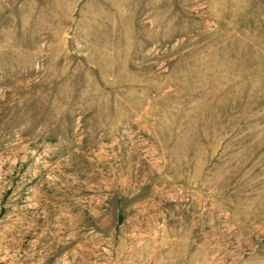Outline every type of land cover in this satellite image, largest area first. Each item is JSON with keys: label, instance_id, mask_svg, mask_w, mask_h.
I'll return each instance as SVG.
<instances>
[{"label": "rangeland", "instance_id": "obj_1", "mask_svg": "<svg viewBox=\"0 0 264 264\" xmlns=\"http://www.w3.org/2000/svg\"><path fill=\"white\" fill-rule=\"evenodd\" d=\"M0 264H264V0H0Z\"/></svg>", "mask_w": 264, "mask_h": 264}]
</instances>
